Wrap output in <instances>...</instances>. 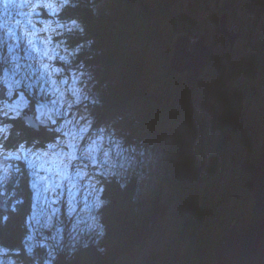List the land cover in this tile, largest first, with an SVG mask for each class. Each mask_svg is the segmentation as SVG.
<instances>
[{
    "label": "trees",
    "instance_id": "trees-1",
    "mask_svg": "<svg viewBox=\"0 0 264 264\" xmlns=\"http://www.w3.org/2000/svg\"><path fill=\"white\" fill-rule=\"evenodd\" d=\"M101 2L102 0H70V3L62 9L57 8L60 0L50 2L53 7H48L52 10L48 14L51 20L48 23L52 31L57 24L60 25L61 30L55 35V40L61 48V53L74 49L76 54L69 57L67 51L63 55V60L69 61L70 58L72 61L70 67L78 68L77 70L83 72L84 77L88 71H93V79L90 77L84 79H87V85L95 97L93 116L95 115L97 123L109 124L114 118L113 114L118 113L117 108L125 106L123 108L126 109L125 111L120 109V115L129 112L131 108L129 106L128 111L126 106L136 97L144 101L146 106L151 101L164 103L162 105L166 107L167 104L176 100V89L180 88L185 94L183 110L176 111L179 114L183 113L184 125L177 129V133L171 139L168 152L171 170H168L166 174L168 175L167 185L172 189L173 195L165 204L159 206L158 211L168 213L174 199L186 202V199L190 197L187 194L196 193L195 202L198 210L194 219L184 227L180 235L181 238L188 240L185 249L189 256L183 259L184 262L186 261L185 264H210L214 261L213 251L224 239L228 227L232 224L240 228L247 225L253 204L251 196L247 194L231 202L234 187L218 190V180L221 179L222 169H224L220 167L219 162L226 155L220 150L226 152L229 144L239 135L240 143L246 142V159L252 164L250 177L260 153H257V145L247 142L248 137L243 136L241 139L243 123L240 119V109L230 100L224 104V108L217 117L216 131L213 130L215 135L221 136L215 143L217 147L213 149L210 145L208 147L207 140L210 143L214 141L212 137H209L205 118L200 115L201 108L195 91L198 80L193 87H189L184 81V73L177 74L172 71L169 60L172 55L171 41L174 34L184 31L190 34L194 32L204 34L206 43L212 48L208 63L215 58L217 70L221 75L228 66L244 70L248 66L251 72L249 79H251L259 72V69L255 70V65L262 60V51L256 46L263 45L257 42L254 44L253 27L246 26L245 22L250 20L249 16L245 15L248 7L239 0L237 2L214 0V3L212 0H193L187 8L178 0H109L106 8L97 9V5ZM174 6L184 8L175 10ZM252 8L254 7H250ZM208 10H211V13L208 14L207 19L203 20L208 21L209 24L205 26L206 22L200 24L196 19L199 12ZM220 13L228 14L229 27L234 25L235 29L238 27L241 29V37L234 47L230 49L228 45L225 51H223L224 37L215 33L217 17ZM73 19L78 21L80 27L73 26L69 31V21ZM208 31L212 32L209 39H214L211 44L207 41ZM234 59L236 60L233 63ZM63 60H60L58 56L59 63L67 72L70 67L62 62ZM154 74L157 78H151ZM8 93L9 87L0 81V118L3 117L2 112L6 108L4 105H7L11 97L16 95L15 91L12 96H8ZM35 96V92L29 96L28 106L31 111L35 110ZM146 109L143 107L141 110L146 115L138 116L142 126L136 128L137 131L132 129V127L135 129L134 125L128 123L127 128L131 131L130 138H138L142 135V130L152 115V112ZM117 119L118 128L124 126L122 122L120 123V118ZM34 120L37 122L35 118ZM8 123L11 128L7 139L4 140L2 137L4 148L7 150L21 142L42 148L54 138V132L43 126L36 128L30 123L26 124L21 115L8 118ZM263 150L264 143L259 152ZM235 154L237 156V152ZM25 164L19 161L22 175L20 188L17 190L18 194L24 196L25 202L18 206V213H9L8 222L0 225V244L8 248H20V259L23 260L29 259L24 255L21 244L27 231L23 227L24 216L29 210L32 195L28 183L29 180L34 183V175H29L33 172ZM136 174L138 172L132 169L128 174H114L107 179L105 176H99L100 185L103 186L102 198L107 203L97 211L96 216L102 219L104 235L98 243L91 242L86 247L77 248L70 255L60 253L56 264H119L122 257L133 252L142 236L153 227L150 217L157 207V202L151 206L153 208L141 207L138 201L140 181ZM250 177L245 182L248 183ZM8 187L11 188V185ZM200 197L202 200L198 205ZM224 201L227 202V207H224ZM208 216L211 217L209 222L211 225L208 229L211 231L214 227L216 231L214 238L209 235L210 233L199 230V226Z\"/></svg>",
    "mask_w": 264,
    "mask_h": 264
},
{
    "label": "rangeland",
    "instance_id": "rangeland-1",
    "mask_svg": "<svg viewBox=\"0 0 264 264\" xmlns=\"http://www.w3.org/2000/svg\"><path fill=\"white\" fill-rule=\"evenodd\" d=\"M51 1L8 0L11 7L7 12H4L0 7V81L9 87L10 94L8 93V96H12L14 91L16 93L7 105L17 106L16 110L25 121L24 112L26 115L36 118L35 124L38 127L43 126L54 132L53 140L46 143L45 147L38 148L30 143L21 142L24 146L23 150L19 148L21 143L8 149L17 151L18 154L24 156V161L31 160L33 162L34 166L31 168L35 173L33 181L36 184L35 191L39 194L36 210L47 212L53 220L51 230L41 229V231L45 236H51L57 226L63 229L60 233L63 237L61 240L63 250L56 249L55 259L49 256L43 247L35 249L34 258L39 261V264H44L45 259L56 264L60 253L70 255L68 249L71 247L69 240L72 232L80 237L75 245V250L84 246L85 242L87 245L91 242L98 243L104 234L98 235L95 229L86 232H80V229L87 228L91 218L97 217L93 201L101 188L99 176H104V172L109 169L119 175L128 174L130 170L134 169L138 172L136 175L140 181L138 193L140 199L138 201H140L141 207L147 206L148 208H153L151 206L157 202L155 212L151 213V216L156 215L157 218L153 227H148L150 229L142 236L133 252L122 257L119 264H185L186 261L184 262L183 257L189 256L185 249L188 240L181 238L180 235L184 227L194 219L198 210L195 202L196 193L190 191L191 193L187 194L190 197L188 200L186 199V202L174 199L168 213L158 211L159 206L165 204L173 195L172 189L167 185L168 175L166 174L168 170H171L168 163V152L171 139L177 133V129L184 125L183 113L179 114L176 111L183 110L185 94L180 88V90L176 89V100L167 104L166 107H163L164 103H152L151 101L146 106L144 101L136 97L128 105L126 104V108L128 109L130 106L132 111L128 109L129 112L120 115V109L125 111L126 109H123L125 106L117 108L116 110L119 111L113 114L114 118L109 124L97 123L95 115L93 116L95 97L87 85V79H84L86 77L93 79V71H88L84 77L83 72H79L78 68L70 67L72 62L70 58L69 61L63 60V55L68 50L61 53V48L55 40V35L61 30L60 25L57 24L52 31V27L48 23L50 20L48 14L51 9L46 5H50ZM192 1L178 0L179 3L184 4L185 8ZM219 1L222 2V0ZM235 1L237 2V0ZM212 2L214 3V0ZM239 2L248 7L245 15L249 16L250 20L245 23L246 26L253 27L254 44L257 42L263 45L256 46L262 51L263 61L261 60L255 65L256 68L254 67L255 70L259 69V72L255 77L249 79L251 72L248 66L246 68L243 66L246 70L228 66L221 75L217 70V62L214 58L204 67L198 77L195 86L196 99L201 108L200 115L206 120L209 137H212L214 141L210 143L207 140L208 147L209 145L212 149L217 147L215 143L220 140L221 136L215 135L213 130H215L217 117L224 108V104L230 100L240 109V119L243 123L241 139L243 136L244 138L248 137L247 142L254 146L257 145V153H260L259 150L264 143V0H239ZM107 3L109 0H102L97 5V9L106 8ZM51 5L53 7V4ZM184 7L174 6V9L181 10ZM250 7L254 8L250 9ZM209 13L211 10L199 12L196 20H199L200 24L206 22L203 19H207ZM207 24H209L208 21L205 26ZM211 34L212 32H207V41L210 44L214 40L213 38L209 39ZM3 41L5 42L3 43ZM220 43L222 44V42ZM219 46L220 44L218 48ZM217 50L216 52H218ZM74 54V49L68 51L69 57ZM58 56L70 67L67 72L59 63ZM151 78H157L156 74ZM33 92L36 94L34 97L35 110L29 109L28 113L26 106L19 107V105L26 102L28 106L29 96H32ZM77 100L78 102H75ZM41 106H45V110H51L48 114L51 119L40 114ZM143 107L147 108L146 111L152 112V115L146 122V126H143V136L130 138L131 131L127 128L128 123L135 126V129L132 127L134 131L142 126L141 120L138 118L146 115L144 111H141ZM5 112L7 115L3 114ZM2 115L0 126L9 125L8 118L13 117L14 112L10 108H5ZM38 116L39 119H37ZM117 116L125 127L118 128ZM40 121H44V123ZM65 121H71L69 128H73L78 134L76 138L64 135V132L68 130V128L61 127ZM58 128H61V131H57ZM84 128H87L86 132L81 131ZM2 137L3 135L0 134V143L3 144ZM69 140L75 147L77 160L65 169V165L68 163L66 154L72 150L65 142ZM93 142H95L93 149L95 164H91L81 156V152L86 147L93 145ZM246 146V142L240 143L238 135L229 144L226 152L220 150L226 155L219 162L220 167L224 169H222L221 179L218 180V190L234 187L231 202L245 194L250 196L252 176L250 177L249 174L252 164L246 159ZM208 147L206 146L207 149H209ZM3 149L7 151L4 144ZM105 151L108 154L107 158H105ZM236 152L237 156H235ZM85 166H87V175L81 178L77 175V171L78 168L84 169ZM170 176L172 177V174ZM249 177L250 181L245 182ZM199 194L201 195V193ZM100 199H103L102 196ZM201 200L200 197L198 205L201 204ZM229 204L231 203L229 202ZM223 205H225L224 207L228 206L225 201ZM53 209L58 211L54 212ZM210 220L211 217H206L199 226V230L203 233H210L209 235L214 238L216 235L214 227L211 231L208 229L211 225ZM40 238L37 236V239ZM213 255L215 254L213 253ZM24 261L25 264H32V258L24 259ZM215 261L214 257V261L210 264Z\"/></svg>",
    "mask_w": 264,
    "mask_h": 264
},
{
    "label": "clouds",
    "instance_id": "clouds-1",
    "mask_svg": "<svg viewBox=\"0 0 264 264\" xmlns=\"http://www.w3.org/2000/svg\"><path fill=\"white\" fill-rule=\"evenodd\" d=\"M70 3V0H60V3L57 5L58 9H62L66 5ZM73 6H75L73 4ZM0 7L3 8L4 12H7L11 5L8 3V0H0ZM46 7H52V5H46ZM79 28L80 25L78 21L75 19L69 21L68 30H72V27ZM10 94V93H9ZM75 102H78L75 101ZM26 106V102L24 104L19 105V107ZM6 108H10L14 112L13 118L19 116V111L16 110L17 106H8L4 105ZM51 110H45V106H41V115L48 116L51 119V116L48 115ZM7 115V112L3 113ZM39 119V116L37 117ZM30 121L26 119L25 123H29ZM44 123V121H40ZM54 122V121H53ZM71 121H65L61 126L62 128H68L67 131L64 132L66 137L76 138L78 134L75 132L73 128H69ZM11 125H3L0 126V134L3 135V139L6 140L9 134V130ZM57 131H61V128H58ZM82 132H86L87 128L81 129ZM103 131V129H101ZM82 138V137H80ZM69 144V147L72 149L66 155L68 156V163L65 165V169H67L68 165L73 161L77 160V156L75 154V147L71 143V141H65ZM78 142V141H77ZM94 144L86 147L82 152L81 156L87 159L91 164H95L96 160L94 158ZM23 143L19 146L20 150H23ZM107 151H105V158H107ZM25 157L18 154L17 151L3 149V144L0 143V225L6 224L10 219L9 213L16 214L19 211L18 206L24 204L25 199L23 195L18 194V189L20 188L21 181V168L17 161L24 162ZM25 166L31 169L34 165L31 160H28ZM87 166L84 169H79L77 171V175L83 178L87 175L86 171ZM110 169L104 172V176L107 179L110 175H114ZM29 175H35V173H29ZM11 185V188L8 186ZM29 191L32 193L29 204V210L24 216L23 227L27 229L25 235L21 240V244L23 246L24 255L32 258V264H39V261L34 258V251L37 247H43L46 249L49 256L55 259L56 249L59 248L63 250V246L61 245V240L63 239L62 233L63 229L59 226L56 227L55 232L51 236H45L41 229H49L51 230L53 227V220L51 215H49L45 211L38 212L36 210V201L38 199L39 194L35 191L36 184L29 180L28 183ZM47 190V189H45ZM103 195V186H101L99 192L96 194L94 198V207L97 211H99L106 203V200L100 199ZM54 212L58 211L53 209ZM70 211V210H69ZM75 227V226H74ZM95 229L98 232V235L102 236L104 234V226L102 223L101 217H92L91 222L89 223L87 228H81L80 232H86ZM37 236H40V239H37ZM80 237L72 232L71 239L69 240L68 251L69 254L75 251V245L79 241ZM84 246H87L85 242ZM21 254L20 248H8L2 244H0V264H25L23 259H19ZM44 264H52L51 260H44Z\"/></svg>",
    "mask_w": 264,
    "mask_h": 264
},
{
    "label": "water",
    "instance_id": "water-1",
    "mask_svg": "<svg viewBox=\"0 0 264 264\" xmlns=\"http://www.w3.org/2000/svg\"><path fill=\"white\" fill-rule=\"evenodd\" d=\"M227 17V13L219 14L215 28V33L225 39L223 51L228 45L232 49L241 37V29H235L234 25L229 27ZM205 40L204 34H190L187 31L172 37V55L169 59L171 69L177 74L184 73V81L189 87L196 84L212 54V48ZM29 109L27 107L28 113ZM23 114L32 126L38 128L32 116L26 115L25 112ZM250 196L253 204L247 225L243 228L235 224L228 227L224 239L213 251L216 260L213 264H264V150L260 152V157L253 167ZM150 218L153 225L157 216Z\"/></svg>",
    "mask_w": 264,
    "mask_h": 264
},
{
    "label": "bare ground",
    "instance_id": "bare-ground-1",
    "mask_svg": "<svg viewBox=\"0 0 264 264\" xmlns=\"http://www.w3.org/2000/svg\"><path fill=\"white\" fill-rule=\"evenodd\" d=\"M185 32V31H184Z\"/></svg>",
    "mask_w": 264,
    "mask_h": 264
}]
</instances>
